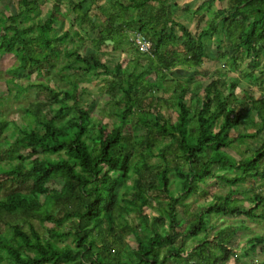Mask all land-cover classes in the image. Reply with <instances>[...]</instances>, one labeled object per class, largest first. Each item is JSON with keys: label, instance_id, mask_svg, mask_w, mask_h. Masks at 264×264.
I'll use <instances>...</instances> for the list:
<instances>
[{"label": "trees", "instance_id": "1", "mask_svg": "<svg viewBox=\"0 0 264 264\" xmlns=\"http://www.w3.org/2000/svg\"><path fill=\"white\" fill-rule=\"evenodd\" d=\"M222 1L184 8L203 24L194 32L175 17V0H53L47 17L31 23L40 0H15V10L8 4L0 10V55L16 57L7 69L9 92L44 96L22 108L21 120L2 117L0 109V174L6 175L0 190L7 184L0 197V264H224L236 255L228 241L237 229L217 230L211 240L208 217L264 221V190L238 189L256 180L264 185V94L235 92L236 83L233 91L222 90L225 83L213 78L201 96L193 88L188 98L192 88L179 74L197 72L205 60L252 70L263 62L264 0H227L228 7L213 11ZM139 9L145 17L128 19L129 10ZM71 11H78L71 28L59 29ZM75 23L99 35L85 37ZM137 34L151 43L149 51L135 44ZM213 37L216 57L209 53ZM86 38L95 48L88 56L81 48ZM107 47H133L135 55L111 65L99 56ZM259 71L264 87V64ZM53 73L68 86H51ZM92 76L104 81L117 117L111 128L95 123L92 108L82 104L81 83ZM208 179L229 186L228 193L196 206L181 232L180 210L190 195H208L199 186ZM36 220L50 224L48 236ZM202 231L189 247L187 238ZM261 245L264 234L247 240L248 252Z\"/></svg>", "mask_w": 264, "mask_h": 264}, {"label": "rangeland", "instance_id": "2", "mask_svg": "<svg viewBox=\"0 0 264 264\" xmlns=\"http://www.w3.org/2000/svg\"><path fill=\"white\" fill-rule=\"evenodd\" d=\"M15 0H0V10H5V6L8 4L11 7V10H15L16 6L14 4ZM53 0H40V6H38V12L39 15H34V18L29 21L31 22H38L39 18L42 17L43 19L47 17V12L50 9V3ZM91 0H88L87 4L90 3ZM201 2V0H175V4H172L171 8L172 11L175 14V17L184 22L188 25V27L194 32L198 31V29L203 25L201 23L197 22V16H193L190 13L186 12L184 10L185 7H191L192 9H196L197 4ZM229 2L222 1L220 3H215L212 6V10L216 11L220 7H228ZM6 13H9L8 10L5 11ZM77 12H70L68 18L66 19L65 23L62 24L60 22L57 23L59 29L61 27L67 29L71 28V23L73 20H75V17L77 15ZM129 18L132 17L134 19L145 17V15L141 12V9L139 10H129ZM93 14V13H92ZM98 20V19H97ZM27 24V23H26ZM77 28L85 35V37H97L99 35V29L91 30L89 24H85L83 26L77 25L75 23ZM63 25V26H62ZM63 28V29H64ZM70 30V29H69ZM131 35V33H129ZM129 35V36H130ZM90 37V38H91ZM216 37L212 38V43L209 46V53L210 55H214L215 57L218 56V47H216ZM223 49L225 47V43H221ZM85 46L81 47L86 56H88L90 53H93L95 51V48L92 47V43L90 42V39L86 38ZM133 48V47H132ZM131 47H126L125 49L121 50H112L111 48L103 49V51H107V53H101L99 54L100 59L102 61H107L109 64L114 65L117 63V61L122 58L124 63H127L128 57H134L135 53ZM125 57H122V56ZM64 61V60H62ZM16 63V57L11 53H6L3 55H0V95H2L3 98V104H1L0 109L3 112L2 117H8V118H14L18 117V120H21V114L22 108L29 104L30 101H33L38 98H43L44 96H39L36 92H27L26 94L22 95L19 98H16L14 96V89L12 92H9L8 85L12 86L11 83L7 82V79L11 77L10 74H7V69L11 66H13ZM264 64V58L261 65L252 70L251 66H247L246 64H242L240 68L231 67L228 66L223 59L211 61V60H205V63L198 68L197 72L194 70H189L186 72L179 73L182 78H185L188 83L190 84V88H192V91L190 92L188 98L193 97V88H196L195 91L197 93L202 94L203 86L206 85L211 79L217 78L220 82L225 83V85H220L222 90L226 88L227 91H233L232 89V83H236L237 86L235 88V92H241L242 89H246L249 92L253 93L256 97H259L264 94V87L260 84L259 79L262 77V74L260 73L259 69H262ZM245 69L252 70L253 75L247 76L243 73ZM22 74V73H21ZM27 74V71L23 73L25 76ZM36 72H34L31 75V80H36L37 78ZM42 80L47 81L45 77H40ZM49 83L54 88H62L67 87L68 83L62 82L60 76L55 73L51 74ZM25 81V79H24ZM85 88H87V94L83 96V102L82 104L87 105L92 108V114L94 116L95 123H107L109 127L111 128L113 125V122L117 120V117L114 115L112 108L110 107V103L108 101V98L104 91V81L99 77H89V80L83 81L81 83ZM164 112V111H163ZM71 113V112H70ZM165 113V112H164ZM237 131L240 132L242 130V127H237ZM237 133V132H236ZM260 141L264 139V133H261L259 135ZM248 146L242 145L241 149H245ZM230 153H232L234 156L239 157L237 152H234L233 150H230ZM150 162L153 165H159L160 160L159 158H152ZM174 167V165H173ZM218 171V169H217ZM227 172H230V170H226ZM6 177L5 174H0V181H3V179ZM131 184L132 181H129ZM200 190L205 189L207 191L208 195L201 196L200 194H192L187 199L186 202L188 203L187 209H181L180 210V217H181V232L184 231L185 224L189 220V216L195 211L196 206H201L202 204H207L216 198L217 194L225 195L229 191V186H226L218 179H208L205 183L199 184ZM7 184H4V187L0 190V197L5 193ZM173 189H176L174 185H172ZM120 191H122V187L119 188ZM238 189L242 192H248L252 189L258 190H264V185L260 182V180H256L253 183H245L242 185H239ZM199 193V192H198ZM215 195V196H214ZM150 215L153 216L157 215V212H153L152 210H149ZM209 218V225L214 227V232H212L211 240L217 237L216 231L221 229H230L234 228L237 229V232L231 237V239L228 241V245L234 249L236 252V255L231 257V259L224 263V264H238L237 260L240 259L241 264H250L255 260H264V245L259 246L258 249L255 252H248L247 247V240L254 235H262L264 234V221H255L251 220L245 216H239L236 218L233 217H226L222 214H210ZM36 227L45 235L48 236L46 226H50V224L42 225L39 221H34ZM204 232H200L199 236L196 238H187V245L189 247L195 246L201 237H203ZM66 242H69L67 240ZM128 242L132 247H136L137 242L133 236L128 237ZM166 244L164 245V247ZM167 264H175L172 261H169Z\"/></svg>", "mask_w": 264, "mask_h": 264}, {"label": "built area", "instance_id": "3", "mask_svg": "<svg viewBox=\"0 0 264 264\" xmlns=\"http://www.w3.org/2000/svg\"><path fill=\"white\" fill-rule=\"evenodd\" d=\"M134 42L141 50L143 51L150 50L151 43L148 40H146L145 37L137 34Z\"/></svg>", "mask_w": 264, "mask_h": 264}, {"label": "water", "instance_id": "4", "mask_svg": "<svg viewBox=\"0 0 264 264\" xmlns=\"http://www.w3.org/2000/svg\"><path fill=\"white\" fill-rule=\"evenodd\" d=\"M107 42H108V43H112V41H111V40H107Z\"/></svg>", "mask_w": 264, "mask_h": 264}]
</instances>
